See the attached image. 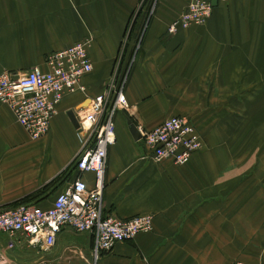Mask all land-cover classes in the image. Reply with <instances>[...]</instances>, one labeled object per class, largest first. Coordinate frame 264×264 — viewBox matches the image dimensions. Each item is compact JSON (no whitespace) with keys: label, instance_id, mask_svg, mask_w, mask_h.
Wrapping results in <instances>:
<instances>
[{"label":"crops","instance_id":"0c3cea01","mask_svg":"<svg viewBox=\"0 0 264 264\" xmlns=\"http://www.w3.org/2000/svg\"><path fill=\"white\" fill-rule=\"evenodd\" d=\"M185 4L155 0L143 16L147 0H0V72L46 69L47 54L85 39L92 64L81 80L85 90L63 97L40 138H30L0 103V206L24 198L51 205L76 176L82 145L67 112L80 122L117 58L134 56L127 107L116 110L107 147L102 207L119 218L151 214L152 230L94 262L93 235L63 226L35 261L264 264V0H212L203 24L169 32ZM170 116H186L202 140L185 164L153 162L127 122L149 130ZM65 170L69 177L59 183ZM81 177L93 185V173ZM0 248L11 257L6 244Z\"/></svg>","mask_w":264,"mask_h":264},{"label":"built area","instance_id":"2783aa9c","mask_svg":"<svg viewBox=\"0 0 264 264\" xmlns=\"http://www.w3.org/2000/svg\"><path fill=\"white\" fill-rule=\"evenodd\" d=\"M185 7L173 20L168 31L191 24H203L211 15L212 0H184ZM89 39L55 50L46 55V69L38 67L20 72H0V103L7 105L15 120L32 139L44 136L51 117L66 94L84 91L81 80L92 70L87 54ZM116 71L102 93L91 99L81 116L79 129L82 145L75 155L73 169L76 176L54 197L50 206L31 203L0 206V234L9 240L6 248L14 247L16 238L37 253L55 244L63 226L76 232H90L94 237L91 256L96 262L121 241L132 239L140 232L152 230L151 214L119 218L103 212V172L107 147L114 143V114L127 107L122 84ZM140 140L145 155L153 162L170 160L185 164L202 146L201 137L186 116H170L149 130H141ZM94 174V183L88 187L81 175ZM0 264H19L0 248ZM32 264H46L36 260ZM229 264H260L235 260Z\"/></svg>","mask_w":264,"mask_h":264},{"label":"rangeland","instance_id":"374dc122","mask_svg":"<svg viewBox=\"0 0 264 264\" xmlns=\"http://www.w3.org/2000/svg\"><path fill=\"white\" fill-rule=\"evenodd\" d=\"M148 5L146 9H143L141 11V15L148 16L151 13V5L155 0H147ZM116 62H118L119 66L116 69V73L118 75V83L122 84V89L124 90L125 82L128 77L129 71L134 63V56H129L127 58H124L122 62V58H117ZM123 64V66H122ZM9 238L6 236L4 238H0V244H6L8 242ZM15 246L7 249V250H13L11 251V259L15 260L16 262H20L21 264H32L35 259L37 253L36 249H31L28 246H26L24 240L16 238L15 240ZM5 246V245H4Z\"/></svg>","mask_w":264,"mask_h":264},{"label":"water","instance_id":"95a60500","mask_svg":"<svg viewBox=\"0 0 264 264\" xmlns=\"http://www.w3.org/2000/svg\"><path fill=\"white\" fill-rule=\"evenodd\" d=\"M67 114H68V117L71 120L72 124L78 130L79 129V122H78V120H77L76 115L74 114V112L70 110L69 112H67ZM127 122H128L129 130H130L133 138L135 140L139 139L140 138V132L137 129L136 125L130 119H128Z\"/></svg>","mask_w":264,"mask_h":264},{"label":"trees","instance_id":"16d2710c","mask_svg":"<svg viewBox=\"0 0 264 264\" xmlns=\"http://www.w3.org/2000/svg\"><path fill=\"white\" fill-rule=\"evenodd\" d=\"M62 177V178H61ZM61 177L59 176V183L62 182L64 179H67L69 177V171L65 170L61 173ZM18 203H30V199L29 198H24L18 201H15L13 203H11V205H15Z\"/></svg>","mask_w":264,"mask_h":264}]
</instances>
